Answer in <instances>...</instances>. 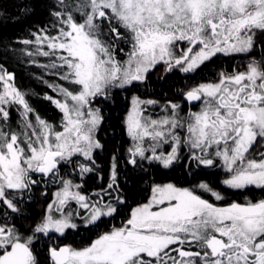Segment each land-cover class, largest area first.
Masks as SVG:
<instances>
[{"label":"snow or ice","instance_id":"1","mask_svg":"<svg viewBox=\"0 0 264 264\" xmlns=\"http://www.w3.org/2000/svg\"><path fill=\"white\" fill-rule=\"evenodd\" d=\"M0 264H264V0L0 3Z\"/></svg>","mask_w":264,"mask_h":264},{"label":"trees","instance_id":"2","mask_svg":"<svg viewBox=\"0 0 264 264\" xmlns=\"http://www.w3.org/2000/svg\"><path fill=\"white\" fill-rule=\"evenodd\" d=\"M12 2H13V0H0V3H8V4H10ZM7 31L9 33H15L17 31V26L9 24L8 28H7ZM16 72H17V78L22 84L31 85L32 87H35L37 90H39L42 87V86L32 82L28 78L26 69H24L22 67H17L16 68ZM101 163H106V161H104L103 158H102Z\"/></svg>","mask_w":264,"mask_h":264}]
</instances>
